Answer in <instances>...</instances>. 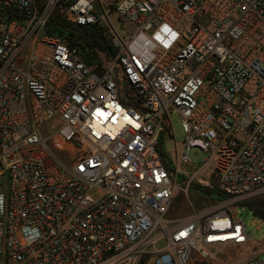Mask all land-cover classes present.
<instances>
[{
    "label": "built area",
    "instance_id": "built-area-1",
    "mask_svg": "<svg viewBox=\"0 0 264 264\" xmlns=\"http://www.w3.org/2000/svg\"><path fill=\"white\" fill-rule=\"evenodd\" d=\"M0 177V264H191L248 245L227 205L264 192V0H0ZM191 184L224 198L167 226Z\"/></svg>",
    "mask_w": 264,
    "mask_h": 264
},
{
    "label": "rangeland",
    "instance_id": "rangeland-1",
    "mask_svg": "<svg viewBox=\"0 0 264 264\" xmlns=\"http://www.w3.org/2000/svg\"><path fill=\"white\" fill-rule=\"evenodd\" d=\"M171 119L175 132V140L178 144H182L184 132L181 127L180 118L176 113H173ZM163 139V150L171 167H174V139L165 134H163ZM188 156L191 162L197 164L204 157V153L198 147H192L188 151ZM182 175L188 178L185 171L179 168V176L177 178V183L179 184H182ZM2 180H4V177H0V182ZM0 191L6 193V187L3 183H0ZM223 198L216 191L207 192L199 186L191 184L187 193L182 189L178 190L170 203L164 220L167 226H171L182 220L183 217L193 214V209L197 212L202 211L204 208L219 202ZM227 209L244 220L251 242L244 247L231 249L227 254H219L215 260L195 259L191 264H239L243 259L251 255L252 252L260 250L264 246V221L254 215L253 210L243 203L229 204L227 205ZM163 245L164 241H161L157 244V247ZM253 246L256 247L255 250L249 248Z\"/></svg>",
    "mask_w": 264,
    "mask_h": 264
},
{
    "label": "trees",
    "instance_id": "trees-1",
    "mask_svg": "<svg viewBox=\"0 0 264 264\" xmlns=\"http://www.w3.org/2000/svg\"><path fill=\"white\" fill-rule=\"evenodd\" d=\"M200 188H202L203 190H205L207 192L211 191V189H209L207 187H200ZM219 195L223 198L222 194H219ZM241 203L249 206L253 210L254 215L258 216L259 218H261L264 221V192L260 193L256 196H253L251 198H248ZM249 248L250 249L252 248L253 250H255L256 247L253 246V247H249Z\"/></svg>",
    "mask_w": 264,
    "mask_h": 264
},
{
    "label": "clouds",
    "instance_id": "clouds-1",
    "mask_svg": "<svg viewBox=\"0 0 264 264\" xmlns=\"http://www.w3.org/2000/svg\"><path fill=\"white\" fill-rule=\"evenodd\" d=\"M165 27H167L168 28V26L167 25H165V26H163V29L165 28ZM169 29V28H168ZM164 32V31H163ZM166 33V32H165ZM168 34H169V36H170V39H168V40H163V38L161 37V36H157V37H160V39H161V41L164 43V45H165V47H167L170 43H171V40L172 39H175V33H172L171 32V30L169 29V31L167 32ZM174 34V35H173Z\"/></svg>",
    "mask_w": 264,
    "mask_h": 264
},
{
    "label": "water",
    "instance_id": "water-1",
    "mask_svg": "<svg viewBox=\"0 0 264 264\" xmlns=\"http://www.w3.org/2000/svg\"><path fill=\"white\" fill-rule=\"evenodd\" d=\"M59 34H61V32H59ZM83 60H84L86 63L92 61L91 58H88V57H86V56L83 57Z\"/></svg>",
    "mask_w": 264,
    "mask_h": 264
},
{
    "label": "snow or ice",
    "instance_id": "snow-or-ice-1",
    "mask_svg": "<svg viewBox=\"0 0 264 264\" xmlns=\"http://www.w3.org/2000/svg\"><path fill=\"white\" fill-rule=\"evenodd\" d=\"M163 31L167 33V32L169 31V29H168L167 27H165V28L163 29ZM173 35H174V34H173ZM157 38L160 39V37H157ZM181 235H183V233H182Z\"/></svg>",
    "mask_w": 264,
    "mask_h": 264
},
{
    "label": "crops",
    "instance_id": "crops-1",
    "mask_svg": "<svg viewBox=\"0 0 264 264\" xmlns=\"http://www.w3.org/2000/svg\"><path fill=\"white\" fill-rule=\"evenodd\" d=\"M186 217H187V216H186ZM186 217H183L182 219H184V218H186ZM261 249L264 251V246H263ZM261 249H260V250H261Z\"/></svg>",
    "mask_w": 264,
    "mask_h": 264
}]
</instances>
